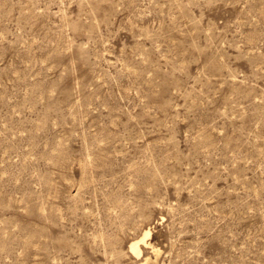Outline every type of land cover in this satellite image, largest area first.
Segmentation results:
<instances>
[{"label": "rangeland", "instance_id": "rangeland-1", "mask_svg": "<svg viewBox=\"0 0 264 264\" xmlns=\"http://www.w3.org/2000/svg\"><path fill=\"white\" fill-rule=\"evenodd\" d=\"M0 264H264V0H0Z\"/></svg>", "mask_w": 264, "mask_h": 264}, {"label": "bare ground", "instance_id": "bare-ground-1", "mask_svg": "<svg viewBox=\"0 0 264 264\" xmlns=\"http://www.w3.org/2000/svg\"><path fill=\"white\" fill-rule=\"evenodd\" d=\"M150 236V230H146L144 232V235L142 238H138L135 239L134 241H132V243L130 244V250L133 254L135 255H139L141 253V247L140 244H145L146 243V238Z\"/></svg>", "mask_w": 264, "mask_h": 264}]
</instances>
